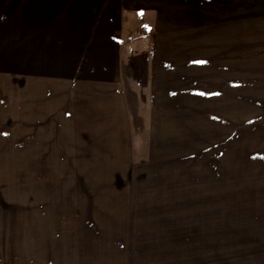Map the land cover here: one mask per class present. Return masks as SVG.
I'll return each instance as SVG.
<instances>
[{"label":"rangeland","instance_id":"374dc122","mask_svg":"<svg viewBox=\"0 0 264 264\" xmlns=\"http://www.w3.org/2000/svg\"><path fill=\"white\" fill-rule=\"evenodd\" d=\"M195 4L202 21L189 29L204 30L205 40L117 50L107 47L113 38L132 46L147 27H134L136 37L117 31L105 41L102 33V49L92 51L99 65L90 68L123 79L127 128L101 147L54 148L58 138H49L27 151L12 129L11 144L0 145V203L35 217L37 172L161 171L173 183L172 262L264 264V0Z\"/></svg>","mask_w":264,"mask_h":264},{"label":"crops","instance_id":"0c3cea01","mask_svg":"<svg viewBox=\"0 0 264 264\" xmlns=\"http://www.w3.org/2000/svg\"><path fill=\"white\" fill-rule=\"evenodd\" d=\"M196 1L0 0V145L11 144L12 129L26 151L49 138H58L54 148L101 147L122 136L127 110L118 83L124 81L105 66L90 68L99 65L92 51L102 49V33L105 41L117 31L136 37L134 27H147L146 38L128 42L141 45H121L116 37L107 47L155 50L176 48L161 42L205 40L204 30L189 29L202 21ZM76 50L92 62L69 55ZM161 174L37 172L35 217L0 203V264H180L166 253L177 231L173 183Z\"/></svg>","mask_w":264,"mask_h":264}]
</instances>
